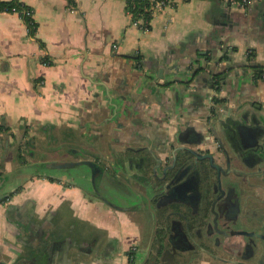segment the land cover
I'll return each instance as SVG.
<instances>
[{
	"label": "crops",
	"instance_id": "obj_1",
	"mask_svg": "<svg viewBox=\"0 0 264 264\" xmlns=\"http://www.w3.org/2000/svg\"><path fill=\"white\" fill-rule=\"evenodd\" d=\"M18 1L36 30L0 11V264H264V248L234 253L198 226L197 171L163 191L152 157L208 147L218 114L240 170L264 171V0H174L148 29L136 0ZM80 161L101 170L97 189L87 166L42 168ZM232 179L241 217L264 220L262 179Z\"/></svg>",
	"mask_w": 264,
	"mask_h": 264
},
{
	"label": "water",
	"instance_id": "obj_2",
	"mask_svg": "<svg viewBox=\"0 0 264 264\" xmlns=\"http://www.w3.org/2000/svg\"><path fill=\"white\" fill-rule=\"evenodd\" d=\"M225 7L229 10L225 13L224 18L227 23L231 21L232 8L229 3H224ZM217 47L220 43H216ZM219 63L216 62L215 66ZM208 68H211L210 66ZM213 81L220 74L214 73L211 70ZM231 125H235L236 117L230 118ZM216 125H221L223 127L222 134L224 139L220 134L215 131ZM211 134L214 137V143L209 144L208 147L203 148L205 142H211V139H207L198 146V149H193L190 147H174L171 146L170 149L173 150V157L170 162L168 158L163 159L154 155L152 157L156 163L154 167L155 177L157 182L164 183L163 191L172 185L181 182L183 177L194 168H203V164L207 168L213 170L216 177L210 179L211 181L207 187L205 193L206 207L209 205L210 214L209 217H203L198 221V226L205 225L207 237L213 240L216 246H222L223 248H229L234 253L247 252L250 258H253L256 253L261 248H264V220H248V218L243 219L241 217L240 202L236 201L233 196V190L236 185L235 181L232 179L233 176L237 178H245L250 187L257 186L258 184H251L252 180H260L264 183V171L259 168L256 172L244 173L238 167L239 158H241L240 151L241 147L237 145V141L230 136V133H234L231 127H227V123L220 119L218 114L211 121ZM260 152L264 155V145L260 146L255 152ZM168 163H167V162ZM261 163L264 160L260 157ZM260 163V164H261ZM45 170H67L73 169L78 166H87L91 169L92 179L94 188L97 189L96 181L101 170L98 166L90 161H80L76 163H46L42 165ZM163 172V176L159 177V172ZM147 192L144 197L149 200L150 194H155V184L151 181L145 180ZM182 186L177 185L174 189L179 190ZM210 188V189H209ZM180 196V193H179Z\"/></svg>",
	"mask_w": 264,
	"mask_h": 264
},
{
	"label": "built area",
	"instance_id": "obj_3",
	"mask_svg": "<svg viewBox=\"0 0 264 264\" xmlns=\"http://www.w3.org/2000/svg\"><path fill=\"white\" fill-rule=\"evenodd\" d=\"M137 1L145 4L144 12L141 13L139 16V18L143 20L145 27L149 25V22L153 17L159 15L160 13H163L165 9L169 7H174L175 5L174 0H137ZM183 1H187V0H183ZM229 2L238 8L250 9L251 7V0H229ZM21 14L23 17L31 21V22H26V20L23 19L26 22V24L29 26L31 33H34L33 31L36 30V24L34 21L33 10L25 9L22 11ZM146 14L149 15V19L146 18ZM148 27L146 29H148ZM115 48L117 49V46H115ZM260 77L264 80V73Z\"/></svg>",
	"mask_w": 264,
	"mask_h": 264
},
{
	"label": "trees",
	"instance_id": "obj_4",
	"mask_svg": "<svg viewBox=\"0 0 264 264\" xmlns=\"http://www.w3.org/2000/svg\"><path fill=\"white\" fill-rule=\"evenodd\" d=\"M71 4L74 3V0H69ZM145 4L141 3L139 1L131 2V5H129L130 12L133 14L134 18H139L140 14L144 12ZM25 9H31L27 5L19 2L18 0L13 1H3L0 0V11L7 12V13H18L20 16H22V11ZM26 22H31L27 18L23 17ZM146 18L149 19V15L146 14ZM34 32V31H33ZM264 73V69H260L259 73L257 75L261 76Z\"/></svg>",
	"mask_w": 264,
	"mask_h": 264
},
{
	"label": "flooded vegetation",
	"instance_id": "obj_5",
	"mask_svg": "<svg viewBox=\"0 0 264 264\" xmlns=\"http://www.w3.org/2000/svg\"><path fill=\"white\" fill-rule=\"evenodd\" d=\"M172 153H173V150L170 149L169 158L167 160L168 162H170L172 160V157H173ZM155 166H156V164L153 165V167H155ZM193 170L197 171V172H195V174H196V176L198 174L199 177H197V179H195V177L193 175L191 176V178L188 180V187L189 188L194 186V182L195 181H199L201 185L204 184V186L209 187L208 184L211 181H208V180H210V179L212 180V179H214L216 177V175L214 174L213 170H211L210 168H207L205 166V164H203V168L198 167V168H194ZM153 172H154V168H153ZM154 174H155V172H154ZM162 176H163V172L161 171V172H159V177L158 178H161ZM204 195H205V193H204Z\"/></svg>",
	"mask_w": 264,
	"mask_h": 264
}]
</instances>
